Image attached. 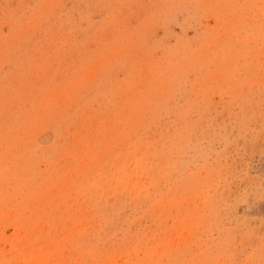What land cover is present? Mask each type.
<instances>
[{
	"label": "rangeland",
	"instance_id": "obj_1",
	"mask_svg": "<svg viewBox=\"0 0 264 264\" xmlns=\"http://www.w3.org/2000/svg\"><path fill=\"white\" fill-rule=\"evenodd\" d=\"M0 264H264V0H0Z\"/></svg>",
	"mask_w": 264,
	"mask_h": 264
}]
</instances>
